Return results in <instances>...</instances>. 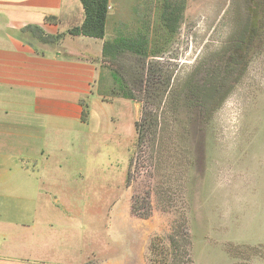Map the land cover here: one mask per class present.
<instances>
[{"label": "rangeland", "instance_id": "1", "mask_svg": "<svg viewBox=\"0 0 264 264\" xmlns=\"http://www.w3.org/2000/svg\"><path fill=\"white\" fill-rule=\"evenodd\" d=\"M169 1L173 32L164 0L108 18L106 38L145 26L160 53L120 58L137 100L95 97V121L49 154L65 169L48 218L75 255L64 264H264V0Z\"/></svg>", "mask_w": 264, "mask_h": 264}, {"label": "crops", "instance_id": "2", "mask_svg": "<svg viewBox=\"0 0 264 264\" xmlns=\"http://www.w3.org/2000/svg\"><path fill=\"white\" fill-rule=\"evenodd\" d=\"M124 2L110 0L109 21ZM84 19L80 0H0V264L75 258L48 219L66 180L49 154L73 126L95 121L90 109L82 120L83 103H111L93 92L104 40L69 35Z\"/></svg>", "mask_w": 264, "mask_h": 264}, {"label": "trees", "instance_id": "3", "mask_svg": "<svg viewBox=\"0 0 264 264\" xmlns=\"http://www.w3.org/2000/svg\"><path fill=\"white\" fill-rule=\"evenodd\" d=\"M83 5L85 19L81 26L75 27L69 31V35L73 37L83 36L91 39H100L104 40L103 43V51L102 57L103 62L106 60L107 63H103L101 66V73L99 76V86L96 91L98 96L103 99L106 98L105 95H109L110 97L122 98L129 101L137 100L130 83L125 80L124 75L119 70L113 68L114 64H118L120 58H122L125 54H133L135 56H155L160 53L159 46H153L152 43V33L149 32V29L143 26V30L138 32L137 37L127 38V37H116V38H106V30H107V21L109 18V1L110 0H80ZM164 12L162 15L163 26L165 29L173 32L174 27L173 23L177 20V16L173 11L175 10L174 4H171L169 0H164L163 2ZM174 12L177 13V10ZM55 39L54 38H45ZM57 39V38H56ZM217 74L213 76L215 77ZM164 76L162 81L164 82L163 94L167 93L170 89V80L171 76L165 77V75H160V77ZM156 80V78H155ZM216 80V79H215ZM204 85H208L211 82L205 81ZM208 82V83H207ZM150 83V82H149ZM187 89L192 92L195 96L200 97L202 100L210 95L209 90H203V86L198 83H193L191 86V82L188 81ZM153 84V82H151ZM154 83L153 86H155ZM167 84V85H166ZM109 85L111 87H109ZM203 85V84H202ZM152 86V87H153ZM190 86V87H189ZM205 87V86H204ZM161 91V88H160ZM107 93V94H106ZM212 94V93H211ZM159 101H162L163 96L159 95ZM206 101V100H205ZM197 104V103H195ZM83 106V114L82 120L85 122L89 116V106L86 103L82 104ZM185 107H189V105L185 104ZM136 129H138L139 133H142V122L136 123Z\"/></svg>", "mask_w": 264, "mask_h": 264}]
</instances>
